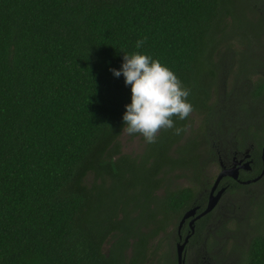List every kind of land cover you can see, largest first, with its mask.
Masks as SVG:
<instances>
[{
  "label": "trees",
  "instance_id": "trees-1",
  "mask_svg": "<svg viewBox=\"0 0 264 264\" xmlns=\"http://www.w3.org/2000/svg\"><path fill=\"white\" fill-rule=\"evenodd\" d=\"M257 1L0 0V264H125L130 243L145 241L140 224L189 205L191 190H169L168 175L191 169L199 180L211 158L202 143L245 141L209 99L230 39L263 47ZM133 52L173 71L202 117L190 138L189 116L174 118L185 131H161L135 157L118 141L130 86L110 71ZM252 62L235 77L263 74ZM250 95L264 96V76ZM243 264H264V232Z\"/></svg>",
  "mask_w": 264,
  "mask_h": 264
},
{
  "label": "flooded vegetation",
  "instance_id": "flooded-vegetation-1",
  "mask_svg": "<svg viewBox=\"0 0 264 264\" xmlns=\"http://www.w3.org/2000/svg\"><path fill=\"white\" fill-rule=\"evenodd\" d=\"M261 51H264V46L261 47ZM246 53L250 52L244 51V57L241 59L245 58ZM247 64H250V61ZM229 141L202 143L200 147L208 148L211 158L203 160L204 166L201 167L203 172L199 180L196 178L189 180L190 182L184 180L190 187H198L196 190L188 188L193 194L191 202L177 213L160 212L155 216V223L140 224L143 227L140 233L145 236V241L143 245L135 247L130 243L123 255L125 264H179V257L182 264H237L241 260L240 252L237 255L231 249L229 253L227 252V242L224 240L225 234L228 233L225 229L228 223V208L221 202L225 196L233 193L231 188L234 186L246 189L243 191L247 194L251 192L252 187H264V175L256 182L244 184L257 178L263 170L264 143L259 145L256 142L244 144ZM245 163L249 166H244ZM210 168L218 171L213 180L210 179L211 175L205 174ZM231 168H236L237 178L225 176L213 190L218 175ZM204 176L207 178L206 183L203 180ZM221 189L224 191L216 206L207 214L200 216L207 208L211 196H215ZM191 210H194V213L185 218ZM217 240L223 242L219 241L216 248L209 251L208 247ZM178 250H181L180 255Z\"/></svg>",
  "mask_w": 264,
  "mask_h": 264
},
{
  "label": "rangeland",
  "instance_id": "rangeland-1",
  "mask_svg": "<svg viewBox=\"0 0 264 264\" xmlns=\"http://www.w3.org/2000/svg\"><path fill=\"white\" fill-rule=\"evenodd\" d=\"M261 3L258 0L255 5H257L263 13L264 3ZM260 37V45L264 46V36L261 35ZM226 45L229 50L226 52V50L223 49L222 54L219 53L215 58V61H218L220 69L223 65H225V67H223L219 73L217 87L211 92L209 103L214 105L216 108L218 107L219 110L216 109L218 112L220 110L225 111V114L219 115L221 116V121L226 123V126L230 125L235 128L242 129L244 132L246 129L247 133L244 138L245 141H243L244 144L247 142H255V140H263L264 130L262 132L260 127L264 128V125H261L260 127L257 125H259L260 121H264V116L261 115V113L264 112V96L256 100L251 98L250 93L254 86L259 83V77L264 76V71L263 74H260L261 71L256 70L259 74H248L246 76L239 75L238 78H236L235 75L240 67L241 61L245 69L250 66L246 64L250 60L255 62L256 66H259V64L264 65V57H262L264 55V51L256 49L255 42L252 43L253 48L248 49L246 48V45L240 43L238 39H230ZM247 50L250 53H246L245 58L241 59V57H244V51ZM189 118L191 121L190 128H187L186 132V137L188 138L192 137L198 131L202 117L190 114ZM233 127H230V129ZM245 127H248L249 130ZM226 136H228L226 141H234V137L231 135ZM118 141L121 153L131 155L133 157L140 156L145 147L144 138L139 136L131 137V135L125 133V131L121 133ZM190 171V169H188L187 172L177 170L174 174L168 175V180L165 184L166 187L169 188V190L185 187L193 188V190L198 189L196 186L190 187V184L184 181L186 180L187 182H190L189 180H193L195 178V175L192 177V173ZM200 172L202 174L203 171ZM217 172L218 171L215 169L210 168L205 172V174L211 175L210 179L213 180L215 175H217ZM182 176H185V178ZM206 179L207 178L204 176V183H206ZM250 189L251 192L249 194L244 193L243 190L246 189H240L238 194L236 192L228 194L221 202L223 205L226 204L228 208V223L225 228L228 233L225 234L226 239L224 242H227L226 249L228 253L230 252L229 249H231L236 255L238 252L241 253V260L237 264H243L244 251L246 250L250 239L257 234L264 232V187H252ZM158 194H163V190H160ZM219 241L220 240H217L216 243L211 244L208 247V250L210 251L211 249H215ZM209 242H211V240ZM220 242L222 243L223 240ZM106 250L107 246L104 247V251Z\"/></svg>",
  "mask_w": 264,
  "mask_h": 264
},
{
  "label": "clouds",
  "instance_id": "clouds-1",
  "mask_svg": "<svg viewBox=\"0 0 264 264\" xmlns=\"http://www.w3.org/2000/svg\"><path fill=\"white\" fill-rule=\"evenodd\" d=\"M146 37L136 41L141 48ZM114 77L123 76L130 86L131 102L125 105L122 120L125 133L139 134L148 144H154L161 131L174 130L180 135L184 128L176 127L174 118L185 120L193 111L188 102L190 89L168 67L151 56L133 52L123 55L120 70L110 69Z\"/></svg>",
  "mask_w": 264,
  "mask_h": 264
},
{
  "label": "water",
  "instance_id": "water-1",
  "mask_svg": "<svg viewBox=\"0 0 264 264\" xmlns=\"http://www.w3.org/2000/svg\"><path fill=\"white\" fill-rule=\"evenodd\" d=\"M262 151H263V153H264V147H263V149H262ZM244 166H249V164L248 163H245V165ZM264 175V157H263V170H262V172H261V174L257 177V178H255V179H253L252 181H248V182H245L244 184H249V183H252V182H256V181H258L262 176ZM225 176H229V177H232L233 179H236L237 178V170H236V168H231V169H229V170H226V171H222L219 175H218V177H217V179H216V181H215V183H214V186H213V190H215V188L217 187V185L219 184V182H220V180L223 178V177H225ZM224 191V189H221L215 196H211V198H210V200H209V202H208V205H207V208L201 213V215L200 216H203V215H205V214H207L208 212H210L215 206H216V204H217V202H218V200H219V198H220V196H221V194H222V192ZM194 213V210H191L190 212H188L187 213V215L185 216V218H187L189 215H191V214H193ZM199 216V217H200ZM182 248V246L180 247V249ZM178 253H179V255L181 254V250H178ZM179 264H182L181 263V259H180V257H179Z\"/></svg>",
  "mask_w": 264,
  "mask_h": 264
}]
</instances>
